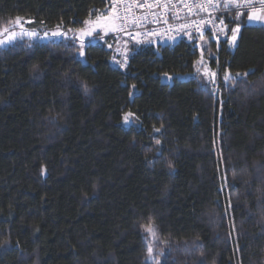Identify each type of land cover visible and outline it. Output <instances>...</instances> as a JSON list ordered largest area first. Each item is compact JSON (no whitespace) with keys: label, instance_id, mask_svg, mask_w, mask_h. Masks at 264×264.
I'll list each match as a JSON object with an SVG mask.
<instances>
[{"label":"trees","instance_id":"1","mask_svg":"<svg viewBox=\"0 0 264 264\" xmlns=\"http://www.w3.org/2000/svg\"><path fill=\"white\" fill-rule=\"evenodd\" d=\"M108 7L0 0V25L71 35ZM236 15L234 47L211 42L217 91L198 37L128 44L124 68L114 34L84 60L72 38L0 46V264H154L150 225L158 264H264V25Z\"/></svg>","mask_w":264,"mask_h":264},{"label":"built area","instance_id":"2","mask_svg":"<svg viewBox=\"0 0 264 264\" xmlns=\"http://www.w3.org/2000/svg\"><path fill=\"white\" fill-rule=\"evenodd\" d=\"M152 6L137 7L131 4V0L126 3H121L119 0H111V9L113 5L116 11L113 13L115 17H123L127 15V20H117V35L116 38L120 43L123 41L126 44H136L139 46H161L172 44L181 39H191L203 35L211 36L216 42L224 39L225 33L220 29L224 28V23H221L220 14L223 12L237 10L234 6H225L222 2L219 7L208 6L207 11L193 9L189 12L187 8L173 0L171 4L167 0H161V3L156 4L154 0H147ZM139 4H144L145 0H138ZM131 4V10L128 7ZM239 10H247L240 8ZM155 13V15H153ZM133 17L139 18L134 22ZM204 20L206 23L200 24ZM196 23L193 24L192 22ZM249 24L264 25L249 21ZM219 37L217 40L216 37ZM111 63L114 66L124 68L128 65V60L123 61L122 50L119 46L115 48L111 56Z\"/></svg>","mask_w":264,"mask_h":264},{"label":"snow or ice","instance_id":"3","mask_svg":"<svg viewBox=\"0 0 264 264\" xmlns=\"http://www.w3.org/2000/svg\"><path fill=\"white\" fill-rule=\"evenodd\" d=\"M119 2L126 3L127 0H119ZM172 2L173 0H167L165 7H167V5L171 4ZM177 2L180 4H183V6L187 8L189 12H193V9H200L203 11H207L208 6L219 7L222 2L225 6L230 5V6H234L237 9V15L233 18L234 20H239L241 16H246L248 21L264 24V0H177ZM154 3L159 4L161 3V0H154ZM131 4H134L137 7H141V8H144V7L150 8L152 6L151 4L147 2V0H145L144 4H139L138 0H131ZM131 4L128 7V11L131 10ZM240 8H245L248 11L246 13L240 12L239 11ZM115 11L116 9H115V6L113 5L111 12H109L108 14H104V15H98L94 23L89 22V21H84V23L89 24V27L87 29H84V28L77 29V31L80 32L81 37H84V36H91L92 33L96 31L97 27L104 28L105 30H108L109 28H111L112 30H115V24H114L115 19H122V20L128 19L127 15L123 17H118V16L113 17L111 13H114ZM153 15H155V13H153ZM138 19L139 18L133 17L134 22H137ZM22 20H23V23H34V21L32 20H27L21 17H16L14 22L9 21V24L12 25V28H9L8 26L0 25V37H2L0 38V46H3L7 43H11L14 40H16L18 37H22L25 35L29 37H36L38 35V33H36L35 31L24 30L23 24L21 23ZM192 23L195 24L196 22L193 21ZM204 23H206V21L204 20L200 21L201 25ZM221 23H223L222 20H221ZM56 27H57V30L51 33L52 37L66 35V33L59 31L60 25H57ZM15 28H20L21 31L19 32L15 31L14 30ZM226 29H227V25H225L224 28H221L220 31L227 34ZM240 30H241L240 23H236L235 27L230 29L231 35L229 39H230V43H232L233 46L235 45V41L237 40ZM44 36L45 37L49 36V33L45 32ZM216 38L217 40L219 39L218 36ZM82 44H83V41H82ZM81 55H83V52H81ZM204 74L209 75V70L207 66H205ZM210 75L214 78L216 76V72H211ZM241 75L247 76L248 73H243V74L236 73L237 77ZM230 78H232L231 74L226 71L224 74V80L228 81ZM133 87L135 86L133 85ZM130 117H134V113H131V112L125 113L124 121L128 123L130 121ZM155 131H159V129H155ZM157 143H160V141L157 140ZM147 232L150 236V239L148 240L146 244L147 251L149 254L148 259L152 260L154 264H158V261L156 260V256L153 255V243L152 242L154 240L159 239V237L156 234V229L154 226L150 225L147 229ZM162 254L163 253L161 252L160 255Z\"/></svg>","mask_w":264,"mask_h":264},{"label":"rangeland","instance_id":"4","mask_svg":"<svg viewBox=\"0 0 264 264\" xmlns=\"http://www.w3.org/2000/svg\"><path fill=\"white\" fill-rule=\"evenodd\" d=\"M109 12H111L110 7L95 13L88 21L94 23L95 19L98 15L108 14ZM111 15L113 17H115L113 13H111ZM21 23L23 24L24 30L35 31V30H31L28 27L29 23H23V20L21 21ZM102 23H103V21H102ZM114 24H115V30H112L111 28H109L108 30H105L104 28L97 27L96 31L93 32L91 36H84V37H81V34L79 31H76L75 33L69 35L68 30H65L63 28H59V31L66 33V35L58 36V37H52L51 36V33L53 31H56L57 29L53 30V31H39V30H37V31H35L36 33H38V35L36 37H29V36L25 35L22 37H18L13 42L7 43L3 46H8V45L13 44L16 41H22V40H33V41H39V42H47V41L58 40V39H63V38H72V39H74V42L76 43V45L79 47V51H80L79 55H81V52H83V55H81V56L84 60L85 59L84 47H85L86 43L89 41H92L95 43H103L104 41H107L108 35H110V34L117 35V20L116 19L114 20ZM7 26L9 28H12V25H10V24ZM88 27H89V24L86 23L84 29H87ZM14 30L18 31V32L21 31L20 28H15ZM226 31H227V29H226ZM45 32L49 33V36L45 37L44 36ZM230 35H231V33L229 32V34L228 33L225 34L224 38H228L230 46L234 47L233 44L230 43V39H229ZM0 38H2V37H0ZM82 41H83V44H82ZM193 41L195 42L196 46L201 51V58L198 61L199 63H197L196 75L199 77H203L206 81V84L209 85L210 87H212L215 91H217L218 90L217 72L210 66V60L214 56V51L211 48V42L215 41V40L209 35H203V36H200L198 38H194ZM236 41H235V43H236ZM119 47L122 50L123 61L126 62V60L129 59V48H128L129 45L124 43L123 41H121V43L119 44ZM205 66H207V68L209 70V75L204 74ZM211 72H216V76L214 78L210 75ZM187 77H189V76H187ZM161 78L163 81H168L170 83L174 79V77H170V75H166V74L162 75ZM123 123L126 126H130V125L134 124L135 123L134 117H130V121L128 123H126L123 119Z\"/></svg>","mask_w":264,"mask_h":264}]
</instances>
